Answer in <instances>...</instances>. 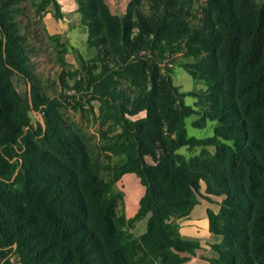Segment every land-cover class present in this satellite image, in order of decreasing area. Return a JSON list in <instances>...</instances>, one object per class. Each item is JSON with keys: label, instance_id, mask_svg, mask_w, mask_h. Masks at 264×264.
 Listing matches in <instances>:
<instances>
[{"label": "trees", "instance_id": "obj_1", "mask_svg": "<svg viewBox=\"0 0 264 264\" xmlns=\"http://www.w3.org/2000/svg\"><path fill=\"white\" fill-rule=\"evenodd\" d=\"M142 1L130 0L125 14L116 16L103 0H77L82 24L88 26V47L96 49L101 64L97 74L96 64L82 61L81 68L108 109L106 121L121 129L105 149L122 157L121 163L92 161L79 137L46 118L42 139L53 155L41 161L56 173H19L27 214L19 217L5 246L15 245L23 258L43 264H185L184 255L194 256L200 245L182 238L177 221L199 204L204 183L206 195L225 196L219 214L207 211L209 232L222 238L211 246L218 259L210 264H264V8L250 10L243 4L247 0H206L203 24L193 26V0H146L148 15L139 8ZM48 4L43 0L44 7ZM6 5L0 0V12ZM2 27L6 65L24 77L26 48L15 31ZM164 40L185 49L196 62L182 68L211 86L207 98L213 107L203 119L218 126L210 138L187 133L185 120L196 112L183 99L197 94L178 92L169 73H161L158 58L140 55ZM216 44L222 67L209 62ZM115 76L137 89L131 99L119 97ZM33 100L38 108L35 95ZM7 107L0 98V160L1 154H16L10 131L28 125L23 117L12 118ZM141 112L142 119L127 118ZM196 146H215L216 153L189 161L178 153ZM125 174H134L144 188L130 219L117 216L121 195L113 191ZM146 217L145 233L133 236L129 230Z\"/></svg>", "mask_w": 264, "mask_h": 264}, {"label": "rangeland", "instance_id": "obj_2", "mask_svg": "<svg viewBox=\"0 0 264 264\" xmlns=\"http://www.w3.org/2000/svg\"><path fill=\"white\" fill-rule=\"evenodd\" d=\"M4 1L7 5L4 11L0 12V41L5 42L3 38L5 31L2 25L9 31H15L26 48L28 69L24 77L11 71L6 65L4 48L0 50V98L5 99L8 113L12 118L23 117L28 125L20 130L10 131L13 134L11 135L12 147L16 151L14 157L7 158L1 154L3 159L0 160V180L3 183L0 185V201L7 207L0 204L2 231L0 264H43L41 259L26 260L20 255L15 245L6 247L5 244L13 239L9 232L19 222V217L27 214L21 195L22 178L19 182L16 180L19 173L23 172V176H28L31 171L36 170H50L53 174L56 173L41 161L47 157V154L53 155V151L48 149L42 139L46 130V118L54 120L57 127L64 130L66 134L74 133L85 144L90 159L104 164L121 163L122 157L105 151L109 139L121 129L110 121H106L108 109L101 106L97 99L98 95L88 87L82 71V61L91 65L96 64L94 74L98 73L101 64L96 61V49L88 47V26L82 24L77 0H52V2L48 0L49 4L45 7L43 0ZM103 1L107 9L116 16H123L130 3V0ZM243 4L250 10L264 8V0H247ZM205 6L206 0H193L190 3L191 11L195 16L190 20L191 25L203 24L206 18L203 10ZM139 8L146 15L150 12V4L146 0L141 2ZM58 15L60 18L56 19ZM213 25L214 28H218L217 23ZM219 48L217 44L214 46L215 53L209 62L213 66L222 67L221 56L217 51ZM147 54L159 59L161 73H169L171 83L177 87L178 92L197 94V96H186L183 99L184 104L196 112L185 120L188 136L201 140L212 137L218 124L203 119L213 107V103L207 98L211 94V86L205 80L192 78L182 68L185 64H195L196 60L188 56L185 49L168 40L156 44L155 50L140 53L142 56ZM189 70L198 74L194 67H190ZM115 79L119 97L125 94L131 99L137 89L130 87L118 76H115ZM32 88H35V94ZM34 95L40 103L38 108L34 106ZM217 96H220L219 93ZM144 117L145 112L133 117L127 116L131 121ZM198 124L204 125L197 127ZM220 142L236 148L234 142L224 140ZM178 153L182 154L187 161L199 160L202 157L213 156L216 153V147H182ZM146 161L152 163L149 158H146ZM101 176L106 180L109 179L106 173H101ZM37 181L41 184V181ZM113 191L121 195L116 210L117 216L127 218V215H131L128 219L133 218L138 209L139 199L144 193L139 179L134 174H125L114 183ZM201 196L199 203H208L215 210V213L212 212L219 214L225 196L206 195L204 183H201ZM204 198H208L209 201ZM206 218L208 220L207 212ZM135 225L137 224L135 223L129 232L139 237L140 234L136 232ZM219 238L221 242L222 238ZM198 254L201 258L214 256L212 260L218 259V254L212 248L209 250L204 248ZM184 256L187 257V255Z\"/></svg>", "mask_w": 264, "mask_h": 264}, {"label": "crops", "instance_id": "obj_3", "mask_svg": "<svg viewBox=\"0 0 264 264\" xmlns=\"http://www.w3.org/2000/svg\"><path fill=\"white\" fill-rule=\"evenodd\" d=\"M207 210H211L215 213V210L212 209L208 203H199L194 207L187 218L180 219L177 222L180 227V235L182 238L185 240L197 241L200 245L194 256H187L188 261L185 264H210L209 261L214 258V256H204L201 258L198 254L203 251L204 248H208L209 250L211 246L220 243L219 236L213 235L209 232L208 220L206 218ZM128 217H131V215H127V219ZM136 224V232L138 231L140 235L144 234L146 231L147 217Z\"/></svg>", "mask_w": 264, "mask_h": 264}]
</instances>
